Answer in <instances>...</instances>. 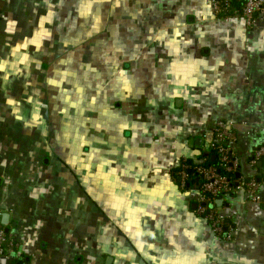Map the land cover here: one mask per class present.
<instances>
[{"label":"crops","instance_id":"crops-1","mask_svg":"<svg viewBox=\"0 0 264 264\" xmlns=\"http://www.w3.org/2000/svg\"><path fill=\"white\" fill-rule=\"evenodd\" d=\"M218 121L250 178L264 22L210 0H0V229L19 244L0 264H264L263 203L224 199L221 240L171 178Z\"/></svg>","mask_w":264,"mask_h":264},{"label":"built area","instance_id":"built-area-1","mask_svg":"<svg viewBox=\"0 0 264 264\" xmlns=\"http://www.w3.org/2000/svg\"><path fill=\"white\" fill-rule=\"evenodd\" d=\"M210 5L214 16L223 21L240 20L250 29L257 22H264V0H210ZM206 137L207 144L200 154L203 157L183 158L180 166L171 172V178L182 193L193 197L195 212L208 221L212 233L221 240L233 241L231 218L221 213L222 207L217 202L243 193L248 200L264 204V145L250 153L249 165L254 173L243 179L241 155L234 147L237 137L231 124L215 122ZM204 153L218 158L219 166L211 165ZM221 171L234 174L235 178L223 175ZM237 173H240L239 178ZM18 246L14 235L0 229V257L13 254Z\"/></svg>","mask_w":264,"mask_h":264},{"label":"water","instance_id":"water-1","mask_svg":"<svg viewBox=\"0 0 264 264\" xmlns=\"http://www.w3.org/2000/svg\"><path fill=\"white\" fill-rule=\"evenodd\" d=\"M199 141H200V139H199ZM204 156L205 157H209L208 153H204ZM214 159H215V157L212 156V160H214ZM259 166H262V164L259 163ZM237 177L238 178L240 177V173H237ZM217 203L221 206L223 204V201L222 200H219ZM1 224L3 226H9V224H10V217H9V214L8 213H4V214L1 215ZM5 232L8 234L10 232V229H6Z\"/></svg>","mask_w":264,"mask_h":264},{"label":"trees","instance_id":"trees-1","mask_svg":"<svg viewBox=\"0 0 264 264\" xmlns=\"http://www.w3.org/2000/svg\"><path fill=\"white\" fill-rule=\"evenodd\" d=\"M212 156H214V155H212ZM212 156L207 158V159H208V162H209L211 165L219 166V160H218V158H216V157L214 156L215 159L212 160ZM199 157H203V154L200 155ZM221 174L226 175V176H229V177H232L233 179L235 178V175H234V174H230V173H227V172H224V171H221Z\"/></svg>","mask_w":264,"mask_h":264},{"label":"rangeland","instance_id":"rangeland-1","mask_svg":"<svg viewBox=\"0 0 264 264\" xmlns=\"http://www.w3.org/2000/svg\"><path fill=\"white\" fill-rule=\"evenodd\" d=\"M78 35H79V34H78ZM68 37H69V40H71V39H72V36H69V35H68Z\"/></svg>","mask_w":264,"mask_h":264}]
</instances>
